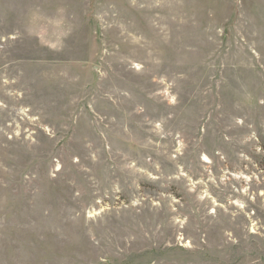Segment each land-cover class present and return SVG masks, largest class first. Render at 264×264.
<instances>
[{
	"label": "rangeland",
	"instance_id": "obj_1",
	"mask_svg": "<svg viewBox=\"0 0 264 264\" xmlns=\"http://www.w3.org/2000/svg\"><path fill=\"white\" fill-rule=\"evenodd\" d=\"M0 264H264V0H0Z\"/></svg>",
	"mask_w": 264,
	"mask_h": 264
}]
</instances>
